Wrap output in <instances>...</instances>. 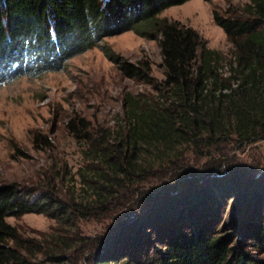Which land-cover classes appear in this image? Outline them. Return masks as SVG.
Instances as JSON below:
<instances>
[{
	"label": "trees",
	"instance_id": "obj_1",
	"mask_svg": "<svg viewBox=\"0 0 264 264\" xmlns=\"http://www.w3.org/2000/svg\"><path fill=\"white\" fill-rule=\"evenodd\" d=\"M186 1L0 0V68L5 71L13 62L18 63L14 70L27 71V64L52 69L50 61L127 30L158 41L163 69L157 82L149 60H122L105 47L124 76L160 94L131 109L117 143L84 136L103 165L83 182L92 192L88 202L68 203L52 189L0 184V264H68L69 253L86 242L74 230L79 216L113 203L123 216L107 236L92 239L88 264H264V176L253 177L258 168L227 164L223 153L232 142L264 139V0L212 10L231 46L228 74L222 71L221 52L206 47L193 28L158 17ZM69 127L81 131L73 122ZM183 146L204 157L222 152L202 169H185L177 164ZM167 168L150 191L140 190L134 198L127 194L136 180ZM231 195L239 210L248 207L247 220L232 224L235 234L216 227L218 209ZM27 213L43 214L59 226L39 238H23L6 219ZM236 234L240 239L233 238Z\"/></svg>",
	"mask_w": 264,
	"mask_h": 264
},
{
	"label": "rangeland",
	"instance_id": "obj_2",
	"mask_svg": "<svg viewBox=\"0 0 264 264\" xmlns=\"http://www.w3.org/2000/svg\"><path fill=\"white\" fill-rule=\"evenodd\" d=\"M246 2L248 0H188L162 10L158 17L178 20L193 28L206 47L221 52L222 71L228 74L231 46L222 29L214 23L212 10L237 9ZM105 47L122 60H149L152 77L157 82L163 79L158 41L131 30L105 36L93 47L61 58L60 62L50 61L52 69L37 70L35 64H27V71L14 70L18 67L14 62L7 65V71L0 68V184H17L39 191L52 189L68 203L75 199L91 200L92 192L83 182L92 178L93 168L103 165L89 152L90 142L84 136L117 143L131 109L139 101L156 100L160 94L152 85L124 76L117 63L104 54ZM7 56L8 53L3 62ZM11 73L16 74L8 78ZM71 122L81 131H73L69 127ZM182 148L184 153L177 164L185 169H202L208 161H218L222 152L218 149L217 155H213L211 149V156L204 157L191 147ZM223 153L227 164L258 168L253 177L264 176V139L246 144L232 142L223 146ZM224 167L225 164L218 172L223 174ZM168 168L153 169L145 179L136 180L127 194L134 198L140 190L150 191ZM236 202V195H231L218 209L216 227L219 231L234 233L232 224L241 217L247 220L248 207L239 210ZM117 208L115 203L107 204L102 210L97 207L96 212L79 216L74 230L83 235L86 242L69 253L68 264H88L92 239L107 236L116 228L115 220L123 216L121 208ZM6 220L23 238H39L59 226L55 219L37 213ZM233 236L240 239L237 234ZM248 241L244 239L246 245Z\"/></svg>",
	"mask_w": 264,
	"mask_h": 264
}]
</instances>
